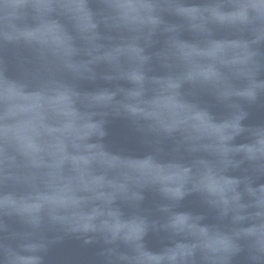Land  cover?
Here are the masks:
<instances>
[{
  "label": "water",
  "instance_id": "obj_1",
  "mask_svg": "<svg viewBox=\"0 0 264 264\" xmlns=\"http://www.w3.org/2000/svg\"><path fill=\"white\" fill-rule=\"evenodd\" d=\"M0 264H264V0H0Z\"/></svg>",
  "mask_w": 264,
  "mask_h": 264
}]
</instances>
